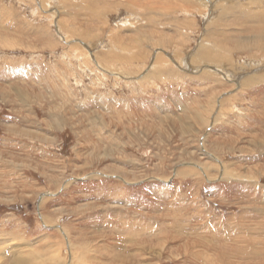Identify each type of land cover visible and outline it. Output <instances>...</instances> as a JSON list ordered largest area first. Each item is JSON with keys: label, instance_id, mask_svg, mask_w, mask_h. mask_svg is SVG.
Returning a JSON list of instances; mask_svg holds the SVG:
<instances>
[{"label": "rangeland", "instance_id": "1", "mask_svg": "<svg viewBox=\"0 0 264 264\" xmlns=\"http://www.w3.org/2000/svg\"><path fill=\"white\" fill-rule=\"evenodd\" d=\"M134 1L0 0V264H264V0Z\"/></svg>", "mask_w": 264, "mask_h": 264}, {"label": "bare ground", "instance_id": "2", "mask_svg": "<svg viewBox=\"0 0 264 264\" xmlns=\"http://www.w3.org/2000/svg\"><path fill=\"white\" fill-rule=\"evenodd\" d=\"M147 1V0H146ZM153 1V0H152ZM152 1H150V2H152ZM167 1V0H166ZM173 0H171V2H172ZM181 1H183L184 3L187 1V0H181ZM200 2H201V4L203 5H206L205 4V2H204V0H199ZM258 1V0H257ZM256 1V4H258V5H260V4H262L263 2H257ZM145 2V0H135L134 1V3H135V5L137 4V6H140V7H138V8H142L143 7V3ZM153 2H155V0L153 1ZM214 2H216V1H214ZM225 2V1H224ZM241 2V1H240ZM130 3H131V1H130ZM158 3H159V1H158ZM170 3V2H169ZM174 3V2H173ZM172 3V4H173ZM179 3V2H178ZM183 3V4H184ZM187 3V2H186ZM164 4V3H163ZM180 5H182L181 3H179ZM217 4V3H216ZM224 4V3H223ZM240 4V3H239ZM242 4H243V2H242ZM159 5H162L161 4V2H160V4ZM167 5H169V4H167ZM171 5V4H170ZM201 5V6H202ZM228 5V4H227ZM236 5V4H235ZM244 5V4H243ZM177 6H179L178 4H177ZM184 6V5H183ZM239 6V5H238ZM136 7V6H135ZM153 7H154V5H153ZM156 7V6H155ZM159 7V6H158ZM163 7V6H162ZM180 8H179V11H181V12H190L191 10L189 9V7L188 6H186L187 8H182V6H179ZM185 7V6H184ZM227 7V6H226ZM229 7V6H228ZM161 8V7H160ZM173 8V7H172ZM171 8V9H172ZM239 8V7H238ZM147 9V8H146ZM151 9V8H150ZM155 9V8H154ZM162 9H164V8H162ZM165 9H167V8H165ZM164 9V10H165ZM170 9V8H169ZM174 9V8H173ZM176 9V8H175ZM205 9V8H204ZM228 9V8H227ZM133 10V9H132ZM157 10V9H156ZM159 10H161V9H159ZM178 10V9H177ZM206 10V9H205ZM204 10V11H205ZM230 10V9H229ZM249 10V9H248ZM248 10H246V8L245 7H242V11L244 12V14L243 13H239L238 12V10H237V8L236 7H233V9L231 10V13H234V17H236V15H237V13L238 14H240L238 17V20L240 21L241 19H244V20H246L247 22L249 21V22H254L255 21V16H257V15H253L254 14V12H251V8H250V10L248 11ZM91 11H92V9H91ZM142 11V10H141ZM158 11V10H157ZM163 11V10H162ZM171 11V10H170ZM174 11V10H173ZM227 12V11H226ZM167 13V12H166ZM213 13V12H212ZM138 14V13H137ZM174 14V13H173ZM227 14H228V12H227ZM247 14H249L250 16H246ZM174 15H176V14H174ZM231 15V14H230ZM263 15H264V13H263ZM190 16V15H189ZM192 16V15H191ZM211 16V15H210ZM260 16H262V14H260V15H258V17H260ZM155 17V16H154ZM171 17V16H170ZM175 17V16H174ZM185 17V16H184ZM136 18V17H135ZM161 18V17H160ZM167 18V17H166ZM165 18V19H166ZM186 19L185 20H187V17H185ZM164 19V18H163ZM210 19V18H209ZM184 20V21H185ZM215 20V19H214ZM234 20H237V19H234ZM165 21V20H164ZM163 21V22H164ZM210 21V20H209ZM219 21V20H218ZM222 21H224V17H222V20H221V22ZM235 22H237V21H235ZM235 22H234V24H235ZM131 23V22H130ZM157 23V22H156ZM180 24V23H179ZM183 24V23H182ZM188 24V23H187ZM215 24V23H214ZM221 24V23H220ZM181 26V25H180ZM184 26H185V23H184ZM188 26H189V24H188ZM215 26V25H214ZM183 27V26H182ZM187 27V26H186ZM225 28V27H224ZM219 30V29H218ZM220 31V30H219ZM216 32V31H215ZM218 33V32H217ZM262 33H264V32H262ZM220 35V34H219ZM223 35V34H222ZM211 37V36H210ZM218 37V36H217ZM209 38V37H208ZM212 38V37H211ZM220 38V37H219ZM141 39V38H140ZM147 39V38H146ZM221 40V39H220ZM213 41V40H212ZM141 42V41H140ZM85 43V42H84ZM205 43H207V42H205ZM257 45H258V43H260V41H256L255 42ZM83 45V44H82ZM202 47V46H201ZM183 52V51H182ZM201 54V53H200ZM208 56H210V53H209V51H206L205 49H203V51H202V54H201V57L202 58H207ZM66 58V57H65ZM108 58H109V56H108ZM192 59H194L193 57H192ZM196 59V58H195ZM213 59V58H212ZM205 60V59H204ZM210 60V59H209ZM165 61V60H164ZM214 61V60H213ZM216 61H218V60H216ZM215 61V62H216ZM202 62H204V61H202ZM107 63H108V61H107ZM162 65V64H161ZM261 82H263V80H260ZM252 82H254V83H257L255 80H252ZM251 83V82H250ZM248 84H249V82H248ZM211 108V107H210ZM210 111V110H209ZM245 198V197H244ZM264 205V204H263ZM261 220V219H260ZM238 223V222H237ZM255 223V222H254ZM258 224H260V223H258ZM125 225V224H124ZM255 225H257V224H255ZM233 227V226H232ZM262 230L259 232V235H261V233H263L264 234V226L262 225ZM258 229V228H257ZM120 230V229H119ZM123 232L125 231V230H122ZM227 231H228V236L225 238L226 239V242H225V244H223V248H225L226 246H229V247H226L225 249L228 251V252H230L231 253V255L232 256H235L237 259H242V260H253V259H257V257H259L260 258V256H263L262 255V251H261V249H262V247L261 246H264V242H262V241H264V240H260L259 239V237H257V234L255 233V229H254V227H252L251 225H245V224H240V223H238V225H235L233 228H230V229H227ZM258 231H259V229H258ZM234 232H237L238 233V235H232V233H234ZM236 233V234H237ZM125 234V233H124ZM134 235V234H133ZM130 237V236H129ZM132 237V236H131ZM217 237V236H216ZM263 238V237H262ZM135 239V238H134ZM205 239V238H204ZM228 239H229V241H228ZM188 241V240H187ZM204 241V240H203ZM208 242H210V243H212V245L213 244H216L217 242H215V241H213V242H211V241H208ZM142 244V243H141ZM201 246V245H200ZM255 246H257V248H259V250H256L257 248H255ZM210 247V246H209ZM231 247V249H235L234 251H230V249H228V248H230ZM216 252H217V250H215ZM221 251H223V253L221 252H217V253H219V254H221V256H225V262L227 261V256H226V253L224 252V250L221 248ZM15 255V254H14ZM231 255H229V256H231ZM264 257V256H263ZM122 259V258H121ZM130 259V258H129ZM234 260V259H233ZM14 261V260H13ZM123 261V260H122ZM261 261V260H260ZM14 262H18V261H14ZM14 262H12V263H14ZM209 262V261H208ZM222 263H224L223 261H222ZM18 264V263H17ZM210 264H215V263H211L210 262ZM250 264V263H249Z\"/></svg>", "mask_w": 264, "mask_h": 264}]
</instances>
